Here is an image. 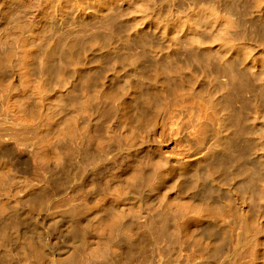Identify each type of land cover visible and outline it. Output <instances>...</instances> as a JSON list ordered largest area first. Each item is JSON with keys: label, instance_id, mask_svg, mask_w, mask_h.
Masks as SVG:
<instances>
[{"label": "bare ground", "instance_id": "6f19581e", "mask_svg": "<svg viewBox=\"0 0 264 264\" xmlns=\"http://www.w3.org/2000/svg\"><path fill=\"white\" fill-rule=\"evenodd\" d=\"M0 264H264V0H0Z\"/></svg>", "mask_w": 264, "mask_h": 264}, {"label": "rangeland", "instance_id": "374dc122", "mask_svg": "<svg viewBox=\"0 0 264 264\" xmlns=\"http://www.w3.org/2000/svg\"><path fill=\"white\" fill-rule=\"evenodd\" d=\"M134 48H136L137 49V47L136 46H134ZM87 188V187H86ZM11 233H12V236H14L15 235V233H13V231H14V228H12L11 230Z\"/></svg>", "mask_w": 264, "mask_h": 264}]
</instances>
